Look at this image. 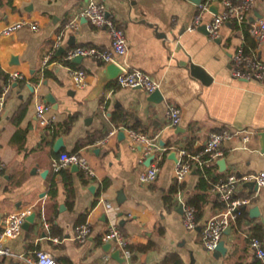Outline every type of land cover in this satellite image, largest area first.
Instances as JSON below:
<instances>
[{
	"label": "crops",
	"instance_id": "1",
	"mask_svg": "<svg viewBox=\"0 0 264 264\" xmlns=\"http://www.w3.org/2000/svg\"><path fill=\"white\" fill-rule=\"evenodd\" d=\"M88 1L0 0V28L24 19L38 24V29L19 28L14 39L0 36V66L23 78L12 77L9 83L0 78V90L9 88L0 112V159L5 163L0 174V230L7 213L25 207L36 212L30 228L8 240L14 254L1 264H35L43 250L54 254L61 264H161L168 259L175 264H260L249 237L264 242V185H240L235 197L252 201L241 208L244 211L236 219L222 208L213 190L215 183L232 174L264 171V81L238 79L231 72L235 51L241 45L246 49L254 37L246 26L232 21L221 26L220 43L202 26L190 31L198 9L193 0H96L106 5L125 30L128 50L116 56L119 65L150 73L157 79L163 99L151 101L145 89L118 86L116 80L90 98L105 63L91 57L80 63L63 59L77 45L112 47L109 30L81 15ZM221 9L218 5V11ZM216 12L210 8L204 21ZM263 16L264 0H256L252 17ZM72 22L78 24L77 29L69 27ZM255 42L246 50L256 51L264 61V43ZM15 56L18 62L13 60ZM191 63L205 68L212 80L205 83L192 74ZM73 67L88 71L85 87L73 82ZM49 92L57 104L45 101ZM43 102L50 105L45 123L37 114V106ZM170 104L182 112L176 126L167 120ZM73 113L78 117L68 132L54 134L48 127ZM130 128L157 135L160 170L150 184L140 180L148 157L142 159L140 145L134 147ZM120 129L124 137H119ZM223 129L234 134L222 143V155L209 163L214 180L202 191L204 205L197 226L188 228L178 209L182 201L190 203L200 176L194 167L178 181L177 159L170 155L174 152L178 158L184 149L197 154L212 131ZM246 131L252 132L248 140H244ZM60 136L64 146L56 151L54 144ZM62 151L85 155L95 175L89 178L71 167L56 171L53 163ZM220 159H225L224 165ZM120 191L124 193L122 202L118 201ZM254 206L260 211L256 216L250 211ZM216 218L226 223L222 239L228 251L220 257L204 244L208 224ZM85 222L91 225V233L80 242L76 227ZM111 223L125 232L130 258L113 242L110 250L105 249L107 242L102 237ZM116 250L121 251L120 258L113 256Z\"/></svg>",
	"mask_w": 264,
	"mask_h": 264
},
{
	"label": "built area",
	"instance_id": "2",
	"mask_svg": "<svg viewBox=\"0 0 264 264\" xmlns=\"http://www.w3.org/2000/svg\"><path fill=\"white\" fill-rule=\"evenodd\" d=\"M216 2L222 6V9L213 13V17L204 21V13L210 11V5ZM256 0H205L198 4L197 12L194 16L192 24L188 27L190 31L198 29L202 25H206L208 34L211 38L216 39L220 35L221 26L227 21H232L237 25L247 27L249 33L255 38L258 45L264 43V16L252 17V11L255 7ZM83 17L88 18L94 25L104 26L109 30L112 38L111 49H101L96 46L77 45L68 49L63 57L64 62H70L77 56L91 57L103 63L116 61L117 55H124L128 50V40L124 28L115 20L109 13L106 5L103 2L89 0L81 12ZM23 26H30L33 29H38V24L29 20H20L14 23H9L0 28V36L8 35L15 32ZM69 27L77 29V23H70ZM57 46V45H56ZM122 73L116 79V84L122 87H141L147 92L152 93L159 88V83L150 73L140 68L129 66H121ZM71 77L77 87H85L88 82V71L85 68L76 67L71 69ZM232 76L242 80L257 79L264 81V61L260 59L256 51L248 52L241 45L232 57ZM13 78H20L18 72L13 73ZM8 87L0 90V112L4 109ZM50 110V105L40 103L37 106V114L45 123V114ZM167 120L170 125L176 126L181 122L182 112L179 106L175 104L168 105L166 111ZM255 132V131H254ZM251 131H246L244 140L250 138ZM234 132L230 129L221 131H212L203 146L202 150L197 153H191L184 149L176 160L175 176L178 181H182L191 172L194 167H203L209 164L212 159L222 155V143L231 138ZM129 135L132 138L134 147L140 145L142 159L154 156L149 164H145L140 172V180L143 183L150 184L154 182L159 174L160 161L157 157V152L160 149L157 135L151 136L145 132L129 129ZM209 155V158H204ZM77 165L80 171L86 177H93L95 170L90 164L85 155L80 152L62 151L58 158L54 160L53 166L56 171L64 168ZM5 167V163L0 159V174ZM255 182L258 187L264 185V171L257 173H248L242 176L235 174L230 175L227 179L220 180L215 183L213 190L218 195V200L222 208H226L232 214L233 218H237L240 209L251 203V198H237L235 194L240 185L248 182ZM183 203V222L188 228L197 226L198 207L194 204L182 201ZM110 206V203L107 204ZM33 212L32 207L19 208L7 213L4 217V225L0 230V264L6 257L12 256L14 253L8 245V240L18 237L23 231V224L27 217ZM224 219H213L209 222L205 232L204 244L209 251H214L219 241L222 240L225 228ZM91 233V225L88 222L82 223L76 227V239L80 242H85ZM57 239V238H56ZM105 242H113L121 249L126 258H130L132 251L129 247L128 239L125 232L117 225L111 223L107 231L102 237ZM249 246L252 249L260 264H264V242L256 237H249ZM35 264H61L60 261L50 251H39Z\"/></svg>",
	"mask_w": 264,
	"mask_h": 264
},
{
	"label": "water",
	"instance_id": "3",
	"mask_svg": "<svg viewBox=\"0 0 264 264\" xmlns=\"http://www.w3.org/2000/svg\"><path fill=\"white\" fill-rule=\"evenodd\" d=\"M193 1L196 2L197 4H199V3L203 2L204 0H193ZM210 8L216 12V11H218V4H212L210 6ZM202 28L205 30V32L208 33L206 25H202ZM14 36H15V32L8 34L7 38L14 39ZM163 36H166V35L164 34ZM217 41L220 43L221 42V38H218ZM83 58L84 57H82V56H77V57H75L72 60V62L80 63ZM13 60L15 62L19 61L18 57H16V56L13 58ZM122 71L123 70H122L121 65H119V63L116 62V61H109V62L105 63L104 67L98 72V78H97L96 84L94 85L89 97L90 98H95L98 95L102 94V92H104V90L109 85V83L114 81V80H116L118 78V76L122 73ZM191 71H192V74L200 77L205 83H209L212 80V76L207 72V70L205 68H203L200 65L191 63ZM17 84H18V82H15V86ZM28 87L31 90H34V87L31 86L30 84H28ZM148 99L151 100V101H156V102L162 100L163 99V95H162L161 90L158 88L154 92L150 93V96H149ZM45 101L47 103H52V104H57V102H58L57 98L54 96V94L52 92H49V93H47L45 95ZM118 135H119V137H124V135H125L124 130L120 129L118 131ZM262 135L264 136V133ZM63 146H64V138L62 136H60L55 141L54 149L56 151H58ZM263 149H264V143H263ZM175 154L176 153L172 152L170 157L177 159ZM153 158H154L153 155L148 157L147 161H146V165L149 164L153 160ZM219 163L221 165L222 164L224 165L225 164V159H220ZM71 171L78 172V171H80V169H79V167L77 165H72L71 166ZM46 172L47 171H45L43 173L44 176H46ZM246 184L258 188L257 184L255 182H253V181L248 182ZM95 188H96L95 185H92L90 187V189L93 192H95ZM122 195L124 196V193H123V191H120L119 192V196H118V201L119 202H122V199H121ZM178 210L180 212L183 211V203H181L179 205V209ZM250 211H251L253 216H256V215H258L260 213L258 206L252 207L250 209ZM35 219H36V212H32L27 217L26 221L24 222L23 228L28 230L30 228L31 224L35 222ZM104 247H105V249L110 250L111 247H112V243L111 242H107V243L104 244ZM227 251H228V247L225 244V240L222 239V240L219 241L218 245L216 246V249L214 250V255L216 257H220L221 255H225L227 253ZM113 256H115L116 258H120L121 251L120 250H116L113 253Z\"/></svg>",
	"mask_w": 264,
	"mask_h": 264
},
{
	"label": "trees",
	"instance_id": "4",
	"mask_svg": "<svg viewBox=\"0 0 264 264\" xmlns=\"http://www.w3.org/2000/svg\"><path fill=\"white\" fill-rule=\"evenodd\" d=\"M256 45V42L254 38L251 37L249 46H247V50H249L250 47H254ZM0 78L5 79L6 83H9L12 80V75L7 73L2 67L0 66ZM21 79V78H20ZM23 79V78H22ZM21 79V80H22ZM24 114L23 110L20 112V117ZM78 117V113L71 114L68 119H66L63 122L59 123H49L48 127L54 131V134H58L60 132H68L74 122L76 121ZM209 155H205L204 158H209ZM196 172L199 174L200 179L197 185V191L189 198V202L191 204H194L198 207V213H197V219H199L202 216V208H203V200L205 197V194L202 193L203 190H206L210 186V181L214 180V177L212 176V166L209 164H205L203 167H197ZM244 210L240 209L238 217L242 214ZM85 217H83L81 221H83ZM161 264H175V262H171V259L165 260Z\"/></svg>",
	"mask_w": 264,
	"mask_h": 264
}]
</instances>
